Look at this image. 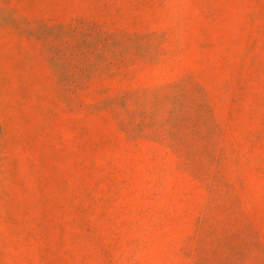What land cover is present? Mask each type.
I'll list each match as a JSON object with an SVG mask.
<instances>
[{
	"label": "rangeland",
	"instance_id": "rangeland-1",
	"mask_svg": "<svg viewBox=\"0 0 264 264\" xmlns=\"http://www.w3.org/2000/svg\"><path fill=\"white\" fill-rule=\"evenodd\" d=\"M0 264H264V0H0Z\"/></svg>",
	"mask_w": 264,
	"mask_h": 264
}]
</instances>
